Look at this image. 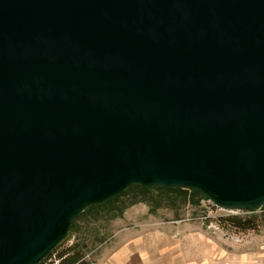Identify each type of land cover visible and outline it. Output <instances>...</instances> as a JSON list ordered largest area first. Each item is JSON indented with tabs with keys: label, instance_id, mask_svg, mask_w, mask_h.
Segmentation results:
<instances>
[{
	"label": "water",
	"instance_id": "water-1",
	"mask_svg": "<svg viewBox=\"0 0 264 264\" xmlns=\"http://www.w3.org/2000/svg\"><path fill=\"white\" fill-rule=\"evenodd\" d=\"M133 184L264 206V0H0V264Z\"/></svg>",
	"mask_w": 264,
	"mask_h": 264
},
{
	"label": "rangeland",
	"instance_id": "rangeland-1",
	"mask_svg": "<svg viewBox=\"0 0 264 264\" xmlns=\"http://www.w3.org/2000/svg\"><path fill=\"white\" fill-rule=\"evenodd\" d=\"M134 191H132L133 193ZM150 195L159 200L157 202L149 201V194L145 195V201H136L131 195L119 199V212L113 215L110 211L100 213L95 209L88 210L74 223V227L67 237L63 240V245L59 251L74 245L83 244L86 248L85 259L88 264L96 257H109L114 241L116 231L125 228V231L149 232V239L156 237L154 233L164 234L173 231L182 232L184 225L196 226L201 234L186 236L189 240L197 241V237L209 243L217 241L219 253L225 254V250L230 251L238 248V245L249 241V243L264 244V208H258L255 211L239 210L235 213L232 211L214 207L210 200L201 199L198 203L184 201L178 192L163 193L158 190H152ZM110 207V206H109ZM108 210V207L106 208ZM252 214H258L260 220L257 228L241 231L229 222L225 217L242 216L246 217ZM192 241L187 242V252L185 255L173 254L171 257H196L202 256L200 264H246L241 257H209L210 246L200 243L204 246L202 251L196 250ZM57 255H52L56 259ZM111 257V256H110ZM255 257H250L248 264H257ZM187 264H197L193 261Z\"/></svg>",
	"mask_w": 264,
	"mask_h": 264
},
{
	"label": "crops",
	"instance_id": "crops-1",
	"mask_svg": "<svg viewBox=\"0 0 264 264\" xmlns=\"http://www.w3.org/2000/svg\"><path fill=\"white\" fill-rule=\"evenodd\" d=\"M126 229H120L115 232L113 247L110 249L109 257H96L91 264H187V262L193 261L200 264L202 261L201 255L196 257H171L173 254L185 255L187 252V242L189 240L186 236L201 234L196 226L184 225L182 232H171L170 234L154 233L156 237L149 239L144 234L149 232L141 231H125ZM197 241H192L196 250L202 251L204 249L203 244L210 246L209 257H241L242 261L248 264L250 257L257 259V264H264V244L263 243H249L245 241L238 245L235 250H225V254L222 255L218 251L220 244L217 241L209 243V239L202 240L197 237ZM111 256V257H110Z\"/></svg>",
	"mask_w": 264,
	"mask_h": 264
},
{
	"label": "trees",
	"instance_id": "trees-1",
	"mask_svg": "<svg viewBox=\"0 0 264 264\" xmlns=\"http://www.w3.org/2000/svg\"><path fill=\"white\" fill-rule=\"evenodd\" d=\"M152 190H158L163 193H169V192H178L180 194V197L184 201H190V199H193V202L198 203L201 199H207L201 192L194 189H183V188H166L163 186H156V187H144L140 184H133L126 190H124L122 193L111 197L107 201L100 203V204H94L89 207H87L81 214H79L77 217H75L72 221V226L70 229V232L72 231L74 227V223L82 216L84 213H86L88 210L95 209L97 211H101L100 213H107L110 211L113 215H117L119 212V199L123 198L124 196L131 195L133 198L136 199V201H145L144 198L145 195L149 194V201L151 200L153 203L157 202L159 199L156 197H152L150 195ZM132 191H134L132 193ZM214 207L215 205L211 203ZM110 206V207H109ZM108 207V210L106 209ZM261 207V209H263ZM258 209V208H257ZM257 209H248L249 211H255ZM260 216L258 214H252L246 217L242 216H229L225 217V221L229 222L236 228H238L241 231L248 230V229H255L258 226ZM70 234V233H69ZM63 245V242L54 249L53 252H51L40 264H88V261H86L84 255V249L86 248L83 244L76 243L74 245H71L61 251L59 249ZM57 255L56 259H51L52 255Z\"/></svg>",
	"mask_w": 264,
	"mask_h": 264
},
{
	"label": "built area",
	"instance_id": "built-area-1",
	"mask_svg": "<svg viewBox=\"0 0 264 264\" xmlns=\"http://www.w3.org/2000/svg\"><path fill=\"white\" fill-rule=\"evenodd\" d=\"M232 212H235V213H237V212H239V210H235V211H232Z\"/></svg>",
	"mask_w": 264,
	"mask_h": 264
}]
</instances>
